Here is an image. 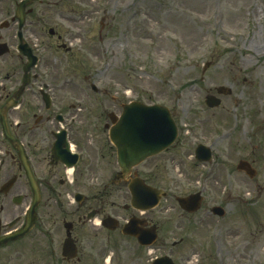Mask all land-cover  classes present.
I'll return each mask as SVG.
<instances>
[{
  "label": "rangeland",
  "instance_id": "obj_1",
  "mask_svg": "<svg viewBox=\"0 0 264 264\" xmlns=\"http://www.w3.org/2000/svg\"><path fill=\"white\" fill-rule=\"evenodd\" d=\"M19 1L0 0V22H9L0 30V43L9 46L0 61L3 85L14 79L18 84L26 63L15 49L17 25L11 21ZM29 9L30 28L22 32L43 57L41 75L47 68L45 79L67 81L70 97L81 101L68 102L76 105L69 116L105 119L120 109L113 104L118 94L166 106L179 127L184 144L172 151L173 194L202 188V207L183 217L173 197L162 200L151 212L162 221L158 241L145 258L264 264V0H42ZM28 87L35 117L59 111L44 110L33 95L37 81ZM218 87L229 93L219 97L218 108L208 109L205 96L216 95ZM198 143L211 150L210 162L194 159ZM240 161L255 168V178L236 171ZM213 206L225 216L211 215Z\"/></svg>",
  "mask_w": 264,
  "mask_h": 264
},
{
  "label": "flooded vegetation",
  "instance_id": "obj_2",
  "mask_svg": "<svg viewBox=\"0 0 264 264\" xmlns=\"http://www.w3.org/2000/svg\"><path fill=\"white\" fill-rule=\"evenodd\" d=\"M12 23L16 24L15 21ZM57 38L60 41V37ZM62 47L67 52L70 50L63 44ZM15 49L17 51V45ZM36 57L39 65L43 57ZM41 69L42 63L30 80L38 82L40 88L33 95L47 112L41 92L45 83L51 85L49 92L53 104L69 98L70 91L65 88L66 81L55 85L50 82L51 75L49 80L44 77L47 68L44 75H41ZM17 83L15 79L8 81V88L7 84H0V264H142L143 260L150 264L155 256L145 258L141 252L147 247L122 234L123 226L129 220L139 218L138 212L129 206L127 186L135 179H142L149 185L160 182L172 161V149L180 145L182 139L173 148L123 175L116 162L115 150L107 140L106 121L101 123L102 133L99 134L92 132L94 126L99 130V122L95 124L80 118L79 125L75 126L69 122L73 117L66 113L61 120L66 121V139L78 156V162L67 176V166L72 159L65 158L60 152L52 153L54 143L61 138L56 118L45 112L35 117L38 110L31 104L29 87L17 99V107L2 111L15 99V92L20 87ZM113 102L122 105L124 100L119 97ZM13 114L15 120H10ZM1 120L24 147L39 192L32 217L35 220L33 227L23 237L5 243L6 236L26 225L33 192L22 171L15 145L3 136ZM63 151L65 153L64 148ZM102 166L106 168L103 171ZM143 217L144 225L138 226L141 230L160 224L148 214Z\"/></svg>",
  "mask_w": 264,
  "mask_h": 264
},
{
  "label": "water",
  "instance_id": "obj_3",
  "mask_svg": "<svg viewBox=\"0 0 264 264\" xmlns=\"http://www.w3.org/2000/svg\"><path fill=\"white\" fill-rule=\"evenodd\" d=\"M30 1L31 0H26L20 4L18 10L20 15H22V9L24 6ZM21 20L22 18L20 17V22ZM20 49L21 52L30 60L24 68L25 76L22 84L25 85L27 83V71L33 65V59H31L30 52L25 46ZM4 52L3 47H0V55ZM218 92L224 94L228 93L227 90L224 89H219ZM218 104L219 101L215 98H207V105L209 107H215L218 106ZM1 122L6 135L5 125L2 120ZM175 137V125L165 108L160 106H145L140 103L126 105L121 115V119L110 133L112 142L119 149L118 159L121 166H130L131 164L138 163L157 154L162 149L170 145L174 141ZM196 153L197 158L201 160L209 159V151L203 147L199 148ZM237 170L244 171L250 177L255 175V171L247 162L244 161H240L238 163ZM28 178L29 181L32 182L29 176ZM136 188L139 190L138 187ZM150 191L153 194L143 193L140 194V196H146L148 198L147 201L153 202L155 199L157 201L159 198L158 192L152 189ZM156 201L154 203H156ZM177 202L181 208L187 211H195L200 203V198L198 195H195L188 198H178ZM212 212L219 216L223 214V210L220 208H214L212 209ZM154 264H171V262L167 258H163L156 261Z\"/></svg>",
  "mask_w": 264,
  "mask_h": 264
}]
</instances>
